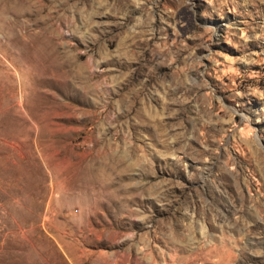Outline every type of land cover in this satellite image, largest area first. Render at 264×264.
<instances>
[{
  "label": "rangeland",
  "instance_id": "374dc122",
  "mask_svg": "<svg viewBox=\"0 0 264 264\" xmlns=\"http://www.w3.org/2000/svg\"><path fill=\"white\" fill-rule=\"evenodd\" d=\"M0 264H264V0H0Z\"/></svg>",
  "mask_w": 264,
  "mask_h": 264
}]
</instances>
